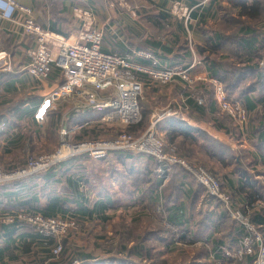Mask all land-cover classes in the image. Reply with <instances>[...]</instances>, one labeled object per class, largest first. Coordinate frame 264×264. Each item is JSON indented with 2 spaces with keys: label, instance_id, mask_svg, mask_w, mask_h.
<instances>
[{
  "label": "crops",
  "instance_id": "1",
  "mask_svg": "<svg viewBox=\"0 0 264 264\" xmlns=\"http://www.w3.org/2000/svg\"><path fill=\"white\" fill-rule=\"evenodd\" d=\"M15 1L31 9V15L37 24L57 35L62 42L68 43L77 39L81 26L79 21L72 15L73 7L79 6L89 9L95 14L94 26L103 33L102 51L119 53L126 56L131 63L143 67L186 69L197 85L209 83L212 89L215 84H219L230 101L238 102L245 107L249 106L250 109H247L249 120L243 127H234L235 130L231 133L218 130L210 121L206 122L196 114L189 116L188 112L182 118L163 116L159 119L156 128L164 138L167 131H179L180 125L204 131L211 136L213 142L210 143L215 150L214 157L211 159L197 150L202 138L197 137V143L187 139V143H192L191 147L197 150V156L201 157L203 155L207 160L213 162L212 164L216 168L214 175L218 178L222 190L230 195L231 206L234 209L242 210V207L247 204V196L255 193L256 190L264 196V142L260 144L257 139L258 131L256 130L257 125H260L257 114L259 116L264 113V91L252 86L257 81L255 67L257 66L258 70L263 71L255 59L259 56L260 49L264 47V15L262 16V13L257 15V11L250 8L254 0H240L243 1L242 4H239L240 2H236V0H215V4L204 11V24H201V15L199 16L202 9L196 10L197 14L192 15L191 20L187 23L176 18L169 11V7L174 1L188 5L189 0H132L136 6H142V3L151 8V11L142 9L138 21L119 10L115 16H110V8L102 0ZM261 1L264 4V0ZM229 5L234 12L236 11L235 15L238 18L257 20L253 23L256 24V27L251 24H244L239 20H229L239 25L235 30H230L229 33H224L217 28H210L212 21L226 19L229 16L234 18L233 13L224 8ZM140 19L150 24L154 31L149 32ZM21 21L22 16L14 14L11 19H3L0 22L1 49L11 55V69L0 72V160L4 163L5 168L18 165L16 162H22L25 154L32 151L37 150L39 153H44L56 149L59 143L56 138L50 139V143H48V136L38 130L36 132L41 134L40 136L35 138V135H31L33 127H38L39 130L43 131L41 126L44 127V123L49 122L48 113L56 109H60L62 112L56 126H66L73 129L71 132L73 135L76 134L80 125L91 127L96 123L107 124L106 121L102 120L107 109L98 110L86 105L82 106L79 111L75 110L80 100V97L75 93L60 97L56 101L49 99L50 93L63 85L65 80L60 69L55 66H52L50 75L46 79H36L26 71V66L30 61L28 51L34 45V38L23 32ZM243 24L249 26L248 33L240 30ZM213 31L225 35L226 40L220 42V48L215 53L210 54L207 52L208 50L201 53L199 49H202V47L207 48V45L210 44L204 33L210 34ZM236 34L250 42L245 46L238 45L237 37H234ZM228 36L230 37L228 38ZM137 39H140V41L137 42ZM191 40L194 44L193 48L188 47L187 44ZM196 57L199 59V63H196ZM146 75L144 72H136V77L142 83V90L144 87L146 96L145 101L142 105L140 103L139 107L141 114L145 111L153 117L154 114H157L159 108L158 101L165 98L169 100L171 94L170 90L167 91V86L160 85L157 80L150 78L149 75H147L148 79ZM230 83L233 84V87L229 85ZM166 84H171L173 93H179V96L184 98V107H187L186 95L180 89V87L186 88L185 81L176 76ZM101 97H106V94L102 93ZM142 98L140 100H143ZM145 103H149L153 108L147 111ZM99 113L101 115L98 117ZM193 135L194 137L197 136L195 133ZM179 138L177 137V140ZM165 142H167L166 138ZM167 144L169 143L167 142ZM224 150L228 154L225 158H221L220 154ZM76 165L87 177L85 187L88 202L84 206L94 209L98 202L109 199L103 209H105L106 215L112 216L122 208L137 207L139 202L137 197L142 193V187L127 183L124 176L129 169L132 170L131 175L128 177L135 176L136 170L140 172H144L145 169L149 170L152 167V160L143 153H134L129 157L110 153L99 160L81 156L76 160ZM93 170H102L106 181H100L96 175H94L95 178H92L89 173L92 172L93 174ZM149 174L151 176V172ZM228 179H231L230 184ZM96 180H99V182L97 183ZM131 190L130 195L128 192ZM206 194L204 189L201 200L194 207L197 212L212 209L217 212L226 210L222 203L214 207V202L208 203L203 200L202 198ZM125 198H129V201H123L117 206L114 204V199L121 201ZM185 200L189 202L190 197L185 198ZM260 205H264V198L263 201H255V207H260ZM76 208L77 206L73 205L71 212L74 213ZM185 213L187 218H190L188 206ZM74 214L78 217L77 221L81 225V232L79 233L81 235L89 233L86 227L100 221L96 219L88 222L87 219L80 217L78 213ZM95 218L96 216L93 213L91 219ZM228 219L232 221L231 217ZM232 222L238 224L235 221ZM15 234V239L10 244L5 243V239L0 236V247L6 249L5 263H32L31 251L38 247L37 243L31 240L24 229L17 230ZM69 235L65 237L67 242L81 250L82 253H87L82 248L85 246L80 243L81 240L76 241ZM222 239L225 243L228 241L227 236L222 237ZM233 246L224 245L222 247L229 248ZM88 254L90 257L81 259L79 264H107L103 260L109 255L104 257L102 255L100 259H97L99 257H94L91 253ZM58 258L51 261L59 260ZM49 264H52V262H49Z\"/></svg>",
  "mask_w": 264,
  "mask_h": 264
},
{
  "label": "trees",
  "instance_id": "2",
  "mask_svg": "<svg viewBox=\"0 0 264 264\" xmlns=\"http://www.w3.org/2000/svg\"><path fill=\"white\" fill-rule=\"evenodd\" d=\"M188 2V7L192 9L189 12L190 18L192 15L197 14V12H195L196 10L202 9V13H199V16L201 15V24H204V11H207L215 4V0H210L205 5H199V0H189ZM236 2H240L239 4L243 3V1L240 0H236ZM194 5H197V8H193ZM234 6H236V4H234ZM250 8L255 9L257 15H259L264 11V4H262L261 0H254ZM223 20L228 22L230 19ZM248 27L249 26L243 24L240 30L244 33H248L250 30ZM204 36H206V40L210 44L207 45V48L202 47L199 51L203 53L208 50L207 52L210 54L215 53L216 50L220 48V42H223V40L227 38L218 31H213L210 34L204 33ZM229 37L230 36H228V38ZM234 37H237L238 45L245 46L250 42L244 37H239L238 34L234 35ZM257 57L259 58L260 55ZM255 75L257 81L252 84V86H256L264 91V73L260 69L258 70L257 66L255 67ZM229 85L233 87V84L230 83ZM226 86L230 88L228 84H226ZM200 90L202 95H207L204 105L198 104L193 96L195 91ZM184 94L186 95V106L189 109V116H192L193 113H197V116L201 118L210 115L211 123L218 130H222L226 133H231L235 130L232 129L231 119H229L228 116L220 117L217 114L218 107L213 99L212 89L209 83L198 84L193 89L184 91ZM140 103L142 105L143 100H139V106ZM243 107L246 110L250 109L249 106ZM61 114L62 112L60 109L48 113L47 118L49 119V123L48 127L43 128V133L48 135L49 138L52 136L54 137L56 122ZM100 115L99 113L98 117ZM147 116L148 114L144 111L141 114L140 122L137 125H127L126 130L129 132H135L138 129L143 130ZM257 117L260 123L256 128L258 131L257 139L261 144L264 142V113L259 116L257 114ZM108 129H111V127H106L103 123H96L91 127L80 125L78 131L74 135V140H80L88 136L96 138L100 132H106ZM37 130H39L38 127H33L31 132L35 133ZM117 132H119V130H117L116 133ZM193 133L197 136L194 137ZM38 136H40V134H38ZM177 137L180 138L177 140ZM197 137L202 138V142L199 144L200 146L197 150L209 159L213 158L215 150L210 143L213 142V140L211 136L204 131L180 125L179 131L170 130L167 131L165 135L167 142L177 147L178 154L180 155L179 157H185L189 161L206 165L203 161L193 160L197 157L194 156L197 150L191 147L192 143H187V139L191 140L193 143H197ZM260 149L262 148L260 147ZM111 153L128 157L134 154V152L126 150L113 151ZM226 154H228V152L224 150L220 154L221 158H225ZM81 156L84 157L86 155L80 154L66 158L49 166L40 173L0 184V213L24 210L28 214H40L43 217L61 216L65 218L69 216L76 219H78V217H76L74 213H78L80 217L87 219L88 222L96 219L100 220L99 222L102 224L109 222L113 216L106 215V211L103 209V206L107 205L109 199L98 202L94 209H89L87 206H84V204L88 202L87 189L85 187L87 177L76 165V160ZM148 157L152 160V167L149 170L145 169L144 172L136 170L135 176L132 175V177H128L131 175L130 173L132 170L129 169L124 179L127 183L133 184L134 186H137L138 183H142L145 187L140 194L141 200L149 202L150 207H146L142 210L148 213L150 218L157 222V227H153L154 229L150 231L145 230L143 236L135 235L138 228L126 225L122 218L117 225L119 228L116 229V226V230L114 231L118 238L115 246L116 248L108 249V252H115L117 255H109L110 257H106L103 262H107V264H135L134 259H126V257L133 256L134 258L145 259L148 262L147 264H168L167 257L165 256L168 252H172L178 248L182 253V257L176 264H253L252 256H245L240 260L231 259L224 256L221 250V247L224 245H236L245 233L244 227L230 221L226 210H219L217 212L212 209L210 211L203 210L197 212L194 207L196 203H199L201 200L204 188L194 181L193 177L180 166L171 167L168 174L169 179L167 182L165 181L166 184H164L163 178H158V176H156L157 163L151 156L148 155ZM150 172L151 176L149 174ZM228 182L230 184L231 179H228ZM156 190H159L158 193ZM131 192L132 190L128 193L130 194ZM139 196L137 197L138 201H140ZM188 197H190L189 202L185 200V198ZM247 198V204L245 207H242L241 211L261 233L264 242V205H260V207L254 206L255 201H263L264 196L256 190L255 193L249 194ZM202 199L208 203L214 202V207L219 203L221 204L219 200L207 194ZM117 200L118 199H114V203L117 202ZM160 200L162 203L159 204ZM158 204H162L163 207V214L159 215L161 218L154 212V208ZM73 205L77 206L74 213L71 212ZM187 206L189 207L190 218H187L185 213ZM93 213L96 216L95 219H91ZM137 215L139 216V213ZM142 215L143 214L140 213V216ZM161 219H165L172 228L176 227L177 232L175 233L171 228L164 227L160 223ZM22 229H24L25 233L29 234L31 237V240L35 241L38 245L37 248L31 251L33 260L37 264L54 257L52 249L57 244L61 246L58 255L59 258L57 257L59 260L50 261L52 264H69L74 260L80 262L81 259L90 257L88 253H82L81 250L68 243L67 238L64 237L57 242L54 239L43 237L33 230V227L19 220L8 225L2 223L0 225V236L5 239V243L10 244L15 239L16 231ZM147 232H149L147 237L151 238L150 240H152L153 245H150V242H148L149 240L147 241V239H145ZM219 236H227L228 241L226 243L223 242L222 237ZM156 243L161 249H158L157 252L154 253L151 248L156 245ZM186 248H192L193 252L189 254L190 252H188ZM5 250V248L0 247V264H8L4 261Z\"/></svg>",
  "mask_w": 264,
  "mask_h": 264
},
{
  "label": "built area",
  "instance_id": "3",
  "mask_svg": "<svg viewBox=\"0 0 264 264\" xmlns=\"http://www.w3.org/2000/svg\"><path fill=\"white\" fill-rule=\"evenodd\" d=\"M31 12L29 7L15 0H2L0 22L3 19H11L14 14L22 16L23 32L34 38V45L28 51L30 61L26 66V71L30 75L36 79H46L50 75L52 66L60 69L65 82L50 93L51 101L75 93L80 97L75 110L79 111L82 106L86 105L98 110L107 109L102 117L103 121H119L126 125H135L141 120L139 100L142 95V83L137 79L136 72H144L161 83H168L176 76L189 83L194 79L186 69L143 67L131 63L126 56L119 53L102 51L103 33L94 26L95 14L89 9L73 7L72 15L81 26L77 39L71 43L62 42L57 35L37 24ZM259 65L264 72V58ZM9 69H11V55L1 49L0 40V72ZM102 93H105L106 97H101ZM213 98L218 109L229 115L236 125L243 127L247 123L248 111L238 102L230 101L221 85H214ZM197 102L201 104L202 99H198ZM174 115L176 112L166 113L162 117ZM158 120L151 122L139 136L122 130L108 139L94 138L79 142H71L68 139L73 129L66 126L61 127L60 141L53 153L35 158L30 157L23 167L17 169H5L0 165V184L40 173L57 162L80 154L92 160H99L113 151L126 150L143 153L155 160L156 174L158 178H163V182L166 181L171 167L174 165L182 167L205 189L209 196L223 204L232 221L244 227L245 233L235 246L221 247L224 256L231 259L252 256L253 264H264V242L259 231L241 210L231 206L230 195L222 190L214 174L201 167L192 166L178 157L174 145L166 146L164 137L156 128ZM16 220L35 224V231L38 234L57 242L61 235L58 230L62 231L65 228H63L64 221L60 217L32 215L22 210L0 213V225L10 224ZM60 250L61 246L57 244L52 249L54 257L40 264H49L51 260L58 257ZM78 263V260H74L69 264Z\"/></svg>",
  "mask_w": 264,
  "mask_h": 264
},
{
  "label": "rangeland",
  "instance_id": "4",
  "mask_svg": "<svg viewBox=\"0 0 264 264\" xmlns=\"http://www.w3.org/2000/svg\"><path fill=\"white\" fill-rule=\"evenodd\" d=\"M102 1L105 2V5H107L108 8H110L109 15L112 16V17L115 16L118 13V10H119L121 13H126V14L130 15L131 17H133L134 19H136L138 21V17L140 15V13L142 12L141 11L142 9L151 11L150 10L151 9L150 6H147L146 4H142V3H141L142 6H139V5L136 6V5L133 4L132 0H105V1L102 0ZM199 1H200L199 5H205L210 0H199ZM144 8H147V9H144ZM193 8H197V5H194ZM224 8H226L227 11L232 12L233 15H234V18H231L229 16L226 19H230V20H233V21L239 20V21L243 22L244 24H251L253 27H256V24H253V23L255 21H257V20L253 21V20H246V19L238 18L235 15L236 11L234 12V10H232L230 5L229 6H225ZM169 9H170L169 11L176 18L182 19L186 23L191 20L188 10L191 11L192 9L189 8L188 5H185V4H183V3L179 2V1H174L171 4V6L169 7ZM263 15H264V12H262V16ZM140 20L142 21V24L144 25V27L149 32L154 31V28H152L150 26V24H148L147 22L143 21V19H140ZM212 22L213 23H212V26H210V28L211 27L217 28V29L223 31L224 33H229L230 30L231 31H232V29L235 30L239 26L236 23H232L231 21L225 22L223 19H219L218 21H215V22L212 21ZM257 23L259 24V21ZM138 41H140V39L139 40L137 39V42ZM187 44H188V47H190V46L192 47L194 45L192 40L188 41ZM258 55H260V57L259 58L257 57V59H255L257 61V64H259L264 58V47L262 49H260ZM195 61H196V63H199V59L197 57H196ZM158 82H159L160 85H162V86L164 85V86L168 87L167 91L170 90L171 96L169 97V100H167L165 98V99H161L160 101H158L159 103L157 102L158 103V107H159L158 111H157V114H154L153 117H151L152 115L149 113V115L146 117L147 120H146V124H145V127H144L143 130L138 129L135 132H133V131L129 132L128 131L129 133H131L134 136H139L140 134H142V132L144 130H146V128L150 125L151 122L158 120L160 117H162V115H164L166 113L176 112V115H174L173 117L182 118L183 116H185L184 114H186L189 111L188 107H184V98L179 96V93H175V92L173 93V86L171 84L168 85L166 83H161L160 81H158ZM194 83H195L194 79L190 83L189 82H185V85H186L187 88H181L180 87L181 92L193 89L197 85V83H195V84ZM213 88H214V86H213ZM213 88H212V95H213ZM193 96L196 99V101L198 99H202V103L200 105H204L206 103V96L207 95H205V94L202 95L201 94V90L200 91H195ZM141 98L143 99V101H145L144 98H146V96H145L144 87H143V90H142ZM145 105H147V107H146L147 111H149V110H151L153 108L152 105L150 106L149 103H145ZM193 114L197 115V113H193ZM217 114L220 117L228 116L229 119H231L230 121H231V125L233 127L232 128L233 130H234V127H238L239 128V126L236 125V123L233 121V119L230 118V116L227 115L225 112H221L218 109ZM210 117H211L210 115L204 116L203 120L206 121V122H209L211 120ZM248 120H249V114H248ZM158 121H157V123H158ZM48 123L49 122L44 123V127H48ZM157 123H156V125H157ZM103 125H105L106 127H111V129H108L106 132L105 131L100 132L98 137H96L97 139H108V138H111V137L115 136L117 133H119L120 131L126 130V127H127L126 124L120 123L119 121L107 122V124L103 123ZM41 127H42V130H43L44 127L43 126H41ZM60 129H61V127L56 126L55 135H54V137L52 136L50 138H49L48 135H45V133H43V131H41V130H38V131L43 133L45 136H48L47 137V142L50 143L49 140L50 139H54V138H56L57 142L60 141ZM117 130H119V132L116 133ZM38 134L39 133H37V132H35V133L31 132V135H35V138H36V136L38 137ZM160 134L162 135V133H160ZM72 135L73 134L70 133V135L68 137L69 141H71V142H79V141H85V140H88V139H94L92 136H88V137H85V138L80 139V140H74V135L75 134L73 135L72 138H70ZM162 137H163V135H162ZM164 140H165V138H164ZM165 143H167V142H165ZM169 145H172V144H167L166 146H169ZM57 147H58V145H57ZM175 149H176V155L179 157L180 155L178 154V149H177L176 146H175ZM24 150H26V149H24ZM55 150L56 149H54L51 152H44V153H39V151H37V150L36 151H32L30 153L25 154L22 162H16V164H18V165L5 168L4 163L1 160H0V165L2 167H4L5 169L21 168V167H23L26 164L27 160L30 157H34L35 158V157H38V156L43 155V154L53 153ZM134 153H138V152H134ZM194 156H197V153ZM182 159L187 161L190 165L195 166V167H201V168L205 169L206 171H208V172H210L212 174H214V171L216 169L215 165L212 164L213 162L207 160L203 155L201 157H199V155H198L193 160L194 161L195 160H200L201 162L203 161L206 165H202V164H199L197 162L189 161L185 157H182ZM174 166H177V165H174ZM122 172H120V174H122ZM89 175L92 176V178H95L94 175H96V176L99 177L100 181H106V178H104V176H103L102 170H98V171H94L93 170V174L91 172V174L89 173ZM166 179H168V178H166ZM15 180H19V179L10 180V182L15 181ZM167 181L168 180H166V182ZM96 182L98 183L99 180H96ZM166 182H164V184H166ZM164 184H162V185H164ZM137 186L142 187V190H143V188H145L142 185V183H138ZM158 191L159 190H156L157 193H158ZM139 197H140L139 198L140 201L138 202L137 207H135V208L131 207V208H128V209L122 208L121 210L117 211V213L115 212V214L112 215L113 218L107 223L102 224V223L98 222V223H93V224L89 225L88 227H86V229L89 231V233L88 234L84 233L85 235L79 234L81 232V230H80V226L81 225L79 224V222L77 221L76 218L69 217V216L65 217V218H62L61 216H58L61 219H63V221H64L63 228L65 227L62 231H60L61 230L60 228H59L60 230H58V232L61 233L60 239L66 237L68 234H70L69 236H71L72 239H74L76 241H80L81 240L80 243L84 244V246H85V247H82L83 250L85 252H87V253H91L94 257H99L97 259H100V257L102 255H103L102 257H104L105 255H110V256L117 255V254H115V252L114 253L108 252V249L110 250L112 248H116L115 246H116V243L118 241V238H117V235H116V233L114 231L119 228V226H117V225L121 221L122 218L124 219V222L126 223V225L133 226V228H136V227L138 228V231L135 232V235L143 236L145 230L146 231L147 230L150 231L151 229H154L153 227H155V226L157 227V222H155L152 218H150V215L148 213H146L145 211L142 210V209H144L146 207H150L149 202H147L146 200L142 201L141 200V195ZM117 201H119V202H115L114 203L116 206L121 204L123 201H129V198H125V199H122L121 201L120 200H117ZM160 203H162L161 200L159 201V204ZM159 204L156 205V207L154 208V212H156V214L158 216L163 214L162 204L161 205H159ZM19 211H21V210H19ZM22 211H24V210H22ZM109 213L111 214L112 212H109ZM138 213H139V216L137 215ZM140 213H142L143 215L140 216ZM229 217H231L230 214H229ZM136 219H138V220H136ZM22 222H24L27 225H30L31 227H33V230H35V228H36L35 224H33L31 222H27V221H22ZM160 223L164 227L171 228L173 232H175V233L177 232V228L176 227L172 228L171 225L165 219H161ZM6 225H8V224H6ZM116 226H117V228H116ZM147 234H149V232L146 233L145 239H147V241L149 240L148 242H150V245H153L152 240H150L151 238H148ZM158 249L160 250L161 247L159 245H157V243H156V245L152 246V248H151L152 252H154V253L157 252ZM186 249L188 250V252H190L189 254H191L193 252L192 248H186ZM110 256H108V257H110ZM165 257H167L168 264H176L181 259L182 253H181L180 249L176 248L172 252H168ZM126 259H130V260L134 259V263L135 264H147L148 263L145 259L143 260V258H139L138 259V258H134L133 256L132 257L131 256L126 257ZM32 260H33V257L31 258V261ZM237 260H240V259H237ZM27 264H37V263H35L34 260H33L32 263H27Z\"/></svg>",
  "mask_w": 264,
  "mask_h": 264
},
{
  "label": "clouds",
  "instance_id": "5",
  "mask_svg": "<svg viewBox=\"0 0 264 264\" xmlns=\"http://www.w3.org/2000/svg\"><path fill=\"white\" fill-rule=\"evenodd\" d=\"M0 3H2V0H0Z\"/></svg>",
  "mask_w": 264,
  "mask_h": 264
}]
</instances>
